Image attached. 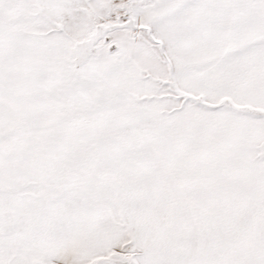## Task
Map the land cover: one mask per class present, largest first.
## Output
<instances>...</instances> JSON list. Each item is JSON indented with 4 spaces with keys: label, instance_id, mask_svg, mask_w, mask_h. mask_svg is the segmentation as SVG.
<instances>
[{
    "label": "snow or ice",
    "instance_id": "obj_1",
    "mask_svg": "<svg viewBox=\"0 0 264 264\" xmlns=\"http://www.w3.org/2000/svg\"><path fill=\"white\" fill-rule=\"evenodd\" d=\"M0 264H264V0H0Z\"/></svg>",
    "mask_w": 264,
    "mask_h": 264
}]
</instances>
